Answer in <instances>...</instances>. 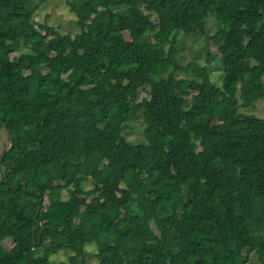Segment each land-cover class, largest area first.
Returning a JSON list of instances; mask_svg holds the SVG:
<instances>
[{"label": "trees", "instance_id": "1", "mask_svg": "<svg viewBox=\"0 0 264 264\" xmlns=\"http://www.w3.org/2000/svg\"><path fill=\"white\" fill-rule=\"evenodd\" d=\"M66 2L75 37L0 0V264H264V0ZM211 15L221 87L178 60Z\"/></svg>", "mask_w": 264, "mask_h": 264}, {"label": "rangeland", "instance_id": "2", "mask_svg": "<svg viewBox=\"0 0 264 264\" xmlns=\"http://www.w3.org/2000/svg\"><path fill=\"white\" fill-rule=\"evenodd\" d=\"M34 4H39L40 7L36 11V15L33 19V25L36 29H39L40 25L48 26L55 29L57 32L63 35L71 34L76 36L81 33V28L78 26V17L71 12L69 5L66 0H48L44 4H40L39 0H33ZM152 19L156 20V16L151 14ZM217 32V22L215 18L211 15L207 21V29L205 33L197 32L193 35H185L179 33L178 39L181 42L180 53L178 60L186 71H189L192 63H199L200 65H205L207 59L212 57L214 63L212 80L214 83L221 87L223 82V72L221 71L220 61L218 56V46L209 40ZM127 40H132L129 33H125ZM24 50V48H23ZM160 69L164 70V65H157L156 71ZM191 76V74H187ZM180 78H185L186 74H180ZM149 95L147 91H141L139 102H142ZM242 114L254 115L258 118L264 119V99L259 100L255 107L244 108L240 111ZM144 116L142 112H139L137 119L131 121L125 129V133L129 134L130 141L133 143H143L145 142V137L143 134L144 129ZM8 142L5 134L0 132V161L4 156L11 150L7 149ZM2 173L0 171V178ZM25 187L26 184L24 183ZM91 184H88L89 188ZM46 204L48 202L46 201ZM83 209V208H82ZM74 223V221H72ZM13 247L10 240L5 241V249L9 250ZM89 255L87 257V264H98L97 260L93 257L96 253V247L93 245H88L86 247ZM68 254L65 251L59 252L52 257V264H67ZM251 264H258L256 260V255H253Z\"/></svg>", "mask_w": 264, "mask_h": 264}, {"label": "clouds", "instance_id": "3", "mask_svg": "<svg viewBox=\"0 0 264 264\" xmlns=\"http://www.w3.org/2000/svg\"><path fill=\"white\" fill-rule=\"evenodd\" d=\"M143 123H144V122H143ZM4 131H5V133H4V132H3V133L5 134V136H6V138H7V142H8L7 149H9V148H10V145H11V140H12V139H11V137H10V135H9V133H8V131L6 130L5 127H4ZM12 142H13V140H12ZM13 145H14V143H13ZM12 148H13V146H12ZM12 148H11V149H12ZM11 149H10V150H11ZM82 208H83V207H82ZM82 208H81V210H82ZM12 244H13V243H12ZM13 246H14V244H13ZM9 250H10V249H9Z\"/></svg>", "mask_w": 264, "mask_h": 264}, {"label": "water", "instance_id": "4", "mask_svg": "<svg viewBox=\"0 0 264 264\" xmlns=\"http://www.w3.org/2000/svg\"><path fill=\"white\" fill-rule=\"evenodd\" d=\"M12 146H13V142H12V140H11V145H10V148H9V149H11V148H12Z\"/></svg>", "mask_w": 264, "mask_h": 264}]
</instances>
